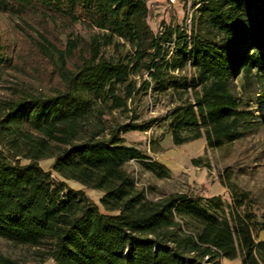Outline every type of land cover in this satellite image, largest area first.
Returning a JSON list of instances; mask_svg holds the SVG:
<instances>
[{"label":"trees","instance_id":"obj_1","mask_svg":"<svg viewBox=\"0 0 264 264\" xmlns=\"http://www.w3.org/2000/svg\"><path fill=\"white\" fill-rule=\"evenodd\" d=\"M148 1L0 0L23 40L0 46V67L34 79L4 88L0 72V238L53 264H264L254 237L264 212L247 209L232 169L219 174L231 202L191 191L149 199L126 165L170 169L124 138L161 120L175 145L219 148L264 131L252 109L264 104V0H196L189 26L157 31ZM152 89L178 102L141 122L109 120ZM69 181L101 192L113 214ZM0 264L23 263L0 253Z\"/></svg>","mask_w":264,"mask_h":264},{"label":"rangeland","instance_id":"obj_2","mask_svg":"<svg viewBox=\"0 0 264 264\" xmlns=\"http://www.w3.org/2000/svg\"><path fill=\"white\" fill-rule=\"evenodd\" d=\"M195 1L149 0L148 23L154 31L160 30L164 24L189 26ZM74 34L87 36V31L77 27ZM14 43L19 46L23 44V40L14 31L12 21L0 14V46L6 47ZM0 72L4 88H19L25 86L26 82L34 81L30 77L31 73H25L15 66L0 67ZM192 72L190 69L185 71L187 74ZM7 92V89L2 90V93ZM177 98L176 95L159 94L152 89L147 94L136 96L130 101L129 112L114 111L108 118L112 123L148 120L166 113L178 102ZM252 109L264 116V104L256 105ZM124 138L126 143L143 150L170 169L168 177H158L137 162L126 165V169L135 178L137 186L145 190L149 199L156 200L169 193L191 191L205 196L221 195L225 201L231 202L229 190L222 186L219 179V174L230 168L238 185L250 193L252 202L245 203L247 209L256 213L258 217L264 212V131L219 148H208L204 138L175 145L169 120H161L147 132H127ZM199 157L202 161L196 166L192 160ZM51 164L52 159L40 162L46 170L50 169ZM68 183L75 189L84 190L87 196L99 205L102 213L113 214L106 212L100 205L101 192L84 188L75 182ZM254 237L264 240V230L255 231ZM0 253L23 264H53L51 259L37 258L34 249L28 245L17 244L3 238H0ZM221 264H240V259H223Z\"/></svg>","mask_w":264,"mask_h":264}]
</instances>
